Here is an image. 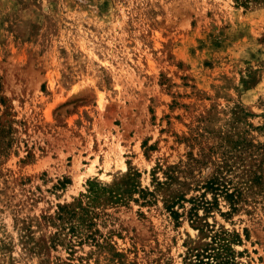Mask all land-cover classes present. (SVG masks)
Returning <instances> with one entry per match:
<instances>
[{"label": "rangeland", "instance_id": "obj_1", "mask_svg": "<svg viewBox=\"0 0 264 264\" xmlns=\"http://www.w3.org/2000/svg\"><path fill=\"white\" fill-rule=\"evenodd\" d=\"M0 85V264H264V1L0 0ZM133 171L151 195L99 208L103 247L25 249ZM214 177L237 210L174 220Z\"/></svg>", "mask_w": 264, "mask_h": 264}, {"label": "trees", "instance_id": "obj_2", "mask_svg": "<svg viewBox=\"0 0 264 264\" xmlns=\"http://www.w3.org/2000/svg\"><path fill=\"white\" fill-rule=\"evenodd\" d=\"M264 0H234L235 4L243 8H249L252 4L263 2ZM5 100L1 95L0 85V105L4 106ZM170 173H165L168 183L176 182L174 170H169ZM252 183L258 187H262L264 182L260 175H253ZM139 177L137 171L128 173L126 176V187L124 190L115 189L111 186L104 185L91 180L87 182V190L80 198L74 200L72 203L57 205V210L53 216L42 218L45 225L54 229L52 234L46 237H40L35 240L31 233L30 227L22 225L20 241L26 245V250L34 253L41 254L44 251L55 249L58 246L65 247L66 250L73 252L75 246H81L85 243H93L94 246L103 247L96 239L97 231L93 230L96 226V221L100 215L99 208L103 209L106 206L122 205L131 198L132 194L139 193L142 199H145L150 192L138 190L135 185V179ZM129 182V183H128ZM159 184V183H158ZM166 185V184H164ZM62 187V185H60ZM63 188V187H62ZM203 190L212 195V200H207L205 196L199 198H191L186 200L182 195L174 196L172 205H167L166 209L170 211L174 220L179 218L177 212L172 211L174 205L179 202L190 203L191 213L193 217L199 218L197 212L203 210L205 213L217 206L219 197L224 198L229 204L231 211L235 212L239 203L240 193L236 189L229 190L220 181L219 177H214L203 185ZM227 215L228 213H221ZM23 223V222H22ZM218 264H230L227 261H220Z\"/></svg>", "mask_w": 264, "mask_h": 264}]
</instances>
